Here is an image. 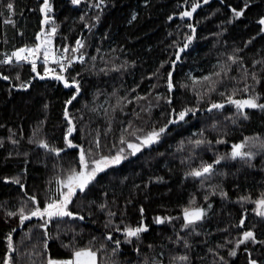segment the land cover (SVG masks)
<instances>
[{
    "label": "trees",
    "instance_id": "obj_1",
    "mask_svg": "<svg viewBox=\"0 0 264 264\" xmlns=\"http://www.w3.org/2000/svg\"><path fill=\"white\" fill-rule=\"evenodd\" d=\"M202 1L0 0V264H264V0Z\"/></svg>",
    "mask_w": 264,
    "mask_h": 264
},
{
    "label": "rangeland",
    "instance_id": "obj_2",
    "mask_svg": "<svg viewBox=\"0 0 264 264\" xmlns=\"http://www.w3.org/2000/svg\"><path fill=\"white\" fill-rule=\"evenodd\" d=\"M43 43H44V48H43V52L45 55L49 56V55H54L55 51H54V33L53 31H47L44 33L43 36ZM81 47V44L77 45V48L79 49ZM29 51L31 52V54L34 56V50L29 49ZM158 136L159 134H155L152 136V139H154L155 141L158 140ZM233 153L235 155H238L240 153V145H234L233 146ZM114 159L113 158H106V159H102L100 160V162H103L104 165H111L113 163ZM101 165V164H99ZM93 168H88V171H92ZM80 171L76 172L79 173ZM75 173V174H76ZM70 184H72L73 182H69ZM64 185V183H63ZM70 195V193H66L63 192V194L61 195V198L59 200L54 201L53 203L50 204L49 208H48V217H54L56 215H60L62 214L64 211L62 209V203L65 199L68 198V196ZM264 206V200H260L257 203V212L258 213H262V207ZM50 264H97V256L95 253H93L91 250H81L79 252H77L73 258H69V259H51V263Z\"/></svg>",
    "mask_w": 264,
    "mask_h": 264
},
{
    "label": "water",
    "instance_id": "obj_3",
    "mask_svg": "<svg viewBox=\"0 0 264 264\" xmlns=\"http://www.w3.org/2000/svg\"><path fill=\"white\" fill-rule=\"evenodd\" d=\"M211 2H212V0H204L202 2L194 4L190 9L185 10L179 16L183 17L185 20H192L202 8H205ZM190 43H191V40H189L183 47L178 49V51L176 53L175 64H174L175 66H177L178 64L181 63L183 55L187 51ZM240 106H241L242 109L247 110V109H250V108L254 107V104H253L252 100H250L249 98H246L240 103ZM86 166H87V164L84 163V165L82 167V171H83L82 173L83 174H85V172H86ZM85 187H86V183L84 182V180H80L79 186H71L70 190L75 195L78 192L84 191ZM66 202L67 201H64L65 205H66ZM137 233H138L137 229L127 232L128 235H136Z\"/></svg>",
    "mask_w": 264,
    "mask_h": 264
},
{
    "label": "built area",
    "instance_id": "obj_4",
    "mask_svg": "<svg viewBox=\"0 0 264 264\" xmlns=\"http://www.w3.org/2000/svg\"><path fill=\"white\" fill-rule=\"evenodd\" d=\"M22 56H23L22 53H19V52L15 51L11 56H8V57L4 58V63H6V64L18 63L21 60ZM67 56H68L67 52L64 51L62 53V60L66 61L67 60ZM26 57H27L28 60H30L29 55H26ZM78 61L79 62L83 61V56L82 55H79Z\"/></svg>",
    "mask_w": 264,
    "mask_h": 264
},
{
    "label": "flooded vegetation",
    "instance_id": "obj_5",
    "mask_svg": "<svg viewBox=\"0 0 264 264\" xmlns=\"http://www.w3.org/2000/svg\"><path fill=\"white\" fill-rule=\"evenodd\" d=\"M238 14H240V12L238 11ZM98 166V167H97ZM94 169H92V171H88V174H87V176H86V179L87 178H90V176H94L98 171H100V169H101V165L99 166V165H97ZM102 166H103V164H102ZM82 176H83V174H78L77 176H76V178H82ZM84 178V177H83ZM85 180V179H84ZM68 197H71V194L68 196ZM263 210H264V208L262 207V212H263ZM194 211V213H191V214H188L187 215V220H186V224H190V223H192V222H194V221H196L197 220V218H198V215H196V211L195 210H193ZM192 211V212H193Z\"/></svg>",
    "mask_w": 264,
    "mask_h": 264
}]
</instances>
